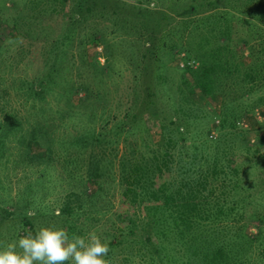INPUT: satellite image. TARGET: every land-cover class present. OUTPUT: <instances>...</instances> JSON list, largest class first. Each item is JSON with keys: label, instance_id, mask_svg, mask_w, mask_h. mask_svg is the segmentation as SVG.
Here are the masks:
<instances>
[{"label": "rangeland", "instance_id": "1", "mask_svg": "<svg viewBox=\"0 0 264 264\" xmlns=\"http://www.w3.org/2000/svg\"><path fill=\"white\" fill-rule=\"evenodd\" d=\"M190 2L195 10L181 12ZM225 11L234 17L224 20ZM263 14L264 0H0V240H18L31 230L24 218L32 220L34 232L55 225L65 228L69 238L96 231L106 240L121 226L120 216L138 227L143 212L121 194L118 158L130 144L145 149L160 142L167 134L160 123L170 118L180 129L173 132L186 135L182 149L192 133L212 141L222 134L221 144L231 150L234 162H243L239 175L249 178L250 190L264 191V166L255 160L262 156L264 164V84L249 94L248 110L228 131L214 127L220 93L196 92L191 111L197 118L185 121L173 117L154 77L163 71V84L171 89L183 83L185 73L175 65L185 63V19L195 17L210 21L201 32L227 25L230 43L242 39L237 61L250 62L264 45ZM226 94L231 99V92ZM126 110L148 132L140 124L129 134H105L119 121L129 125ZM6 113L18 120L17 126L3 122ZM92 131L100 132L102 140H93ZM104 158L111 162L102 172L101 163L109 162ZM95 159L102 176L92 180L87 164L93 166ZM174 165L162 167L160 175L171 179ZM66 197L76 211L63 220L56 212ZM240 221L247 234L257 230L256 219ZM8 242L0 241V250ZM260 249L254 247V255ZM128 251L117 246L105 259L108 264H150Z\"/></svg>", "mask_w": 264, "mask_h": 264}, {"label": "trees", "instance_id": "2", "mask_svg": "<svg viewBox=\"0 0 264 264\" xmlns=\"http://www.w3.org/2000/svg\"><path fill=\"white\" fill-rule=\"evenodd\" d=\"M195 7L196 4L190 2L181 12L190 13ZM238 10L241 11L240 8ZM229 14L225 11L221 17L228 21L234 17L233 12ZM202 17L185 19V63L175 65L180 74L185 73L183 83L178 82L171 89L163 84L166 79L163 71L157 70L154 77L164 99L170 103L173 117H182L185 121L197 118L191 111L196 92L205 96L220 93L219 108L213 112L217 117L214 127L229 131L236 126L233 120L248 110L249 94L257 93L264 84V45L256 48L250 62L241 65L236 57L240 53L241 49L237 50V47L242 39L235 45L230 43L226 36L227 25L221 29L212 26L207 32L205 29L201 32L207 25L205 23L210 22L200 20ZM260 40L264 41V34L260 35ZM188 59L192 61L187 62ZM229 92L231 99L226 94ZM123 115L130 117L129 125L123 127L119 121L112 126V132L107 130L105 134H129L140 124L148 132L146 124L131 112L126 110ZM2 120L10 128L19 123L9 113L2 115ZM255 122L259 123L256 119ZM261 126L263 124L257 128ZM160 127L167 131V134H161L160 142L145 149L130 144L118 158L121 194L130 204L138 203L144 221L137 227L129 217L124 219L120 216L121 226L116 233L106 235V240H264V199L260 201L264 191L250 190L254 186L250 184L249 188V178L239 175L242 161L234 162L231 150L221 144L222 134L212 141L207 136L198 138V134L192 133L190 142L182 149L186 135L173 132L180 131L175 118H170L166 124L161 122ZM186 133L187 129L181 131V134ZM98 134L101 133L92 131L93 140H102ZM261 157L255 160L259 166H264ZM105 161L109 162L101 163L102 172L108 171L111 159L106 158ZM89 163L91 165L87 164V169L92 180L100 178L102 173L98 171V160L95 159L93 166L92 162ZM172 164H175L172 178L162 177V167L169 168ZM64 201L59 209L63 220L65 215L73 214L75 210L68 204V197ZM79 202L76 208H80ZM247 208L250 212L245 216ZM244 217L256 219L257 230L253 234L243 231L245 224L240 219ZM227 222L235 224L234 229ZM24 223H28L35 233L31 219L24 218ZM105 244L111 253L117 246H124L129 249V255L138 254L148 259L150 264H264V241H106ZM257 246L262 249L256 250L254 255V247L256 249Z\"/></svg>", "mask_w": 264, "mask_h": 264}, {"label": "clouds", "instance_id": "3", "mask_svg": "<svg viewBox=\"0 0 264 264\" xmlns=\"http://www.w3.org/2000/svg\"><path fill=\"white\" fill-rule=\"evenodd\" d=\"M109 251L96 231L69 238L65 228L50 225L8 242L0 250V264H108Z\"/></svg>", "mask_w": 264, "mask_h": 264}]
</instances>
